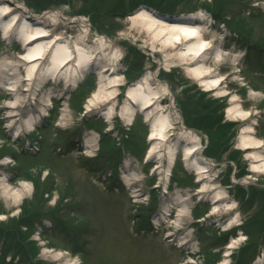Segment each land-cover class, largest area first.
I'll return each instance as SVG.
<instances>
[{
	"label": "rangeland",
	"instance_id": "obj_1",
	"mask_svg": "<svg viewBox=\"0 0 264 264\" xmlns=\"http://www.w3.org/2000/svg\"><path fill=\"white\" fill-rule=\"evenodd\" d=\"M12 1L29 14L20 21L38 15L51 21V11H57L58 25L51 29L67 37L87 34L84 42L93 52L102 36L108 38L102 51L116 55L114 75L121 84L113 98L87 108L98 81L94 69L69 90L64 81L36 79L28 102L33 113L46 96L50 101L22 133L5 127L3 104L9 95L0 88V179L12 187L29 185L15 206L8 207L0 196V264H8L3 259L10 264H264V173L250 169L251 149L238 146L242 127L253 120L251 136L264 143V0ZM139 9L166 20L203 15L207 37L223 54L216 73L225 94L206 90L183 65L166 58L179 49H166L141 34L142 23L129 19ZM21 52L19 44L8 47L0 37V58ZM146 73L154 74L152 82L163 94L158 104L172 106L174 126L152 155L144 115L126 119L121 114L128 88ZM231 96L250 112L248 119L228 115ZM63 103L65 121L60 119ZM90 136L96 142L86 153ZM193 139L210 161L203 182L183 160V147ZM176 142L171 162L169 151ZM128 173L137 174L135 190L126 183ZM205 180L217 188L197 193ZM217 190L225 193L230 210H213ZM179 192L187 196L190 213L175 227ZM20 225L24 230H16ZM180 239L187 241L180 245ZM19 240L25 249L20 255L15 253ZM45 251L58 252L60 258Z\"/></svg>",
	"mask_w": 264,
	"mask_h": 264
},
{
	"label": "bare ground",
	"instance_id": "obj_2",
	"mask_svg": "<svg viewBox=\"0 0 264 264\" xmlns=\"http://www.w3.org/2000/svg\"><path fill=\"white\" fill-rule=\"evenodd\" d=\"M24 8V5L14 3L12 0H0V37L8 42V47L12 43H17L22 48V52L17 57L6 53L0 58V88L9 95V100L3 104L6 115L5 127L13 128L14 133H22V127L31 126L47 109V103L50 101L49 96H46V99L44 98L41 102L37 114L33 113V107L29 106L30 96L34 95L32 89L36 79L39 82L40 80H54L55 83L56 81H64L65 89L69 90L71 87L76 88L77 80H80L85 72L94 69L98 81L91 96L87 99L86 107H92L96 101L113 98L115 87L121 84V78L114 75L117 70L115 68L117 58L116 55L110 56L102 51L104 47L102 44H106V47L111 41L102 36L103 42L97 41V47L93 52L92 47L85 43L84 39L88 36L87 34L83 37L81 35L67 37L63 33L51 29V27L58 25L60 16L57 11H51V21H46L43 16L38 15L30 17V22H27L26 17L22 21L19 20L21 16H29L28 12L23 13ZM129 19H137L142 23L140 33L148 36L152 43H159L162 47L170 50L179 49L177 50L178 53L171 56L167 55L166 58L178 61L180 65H183L186 73L191 75L199 85L206 90H219V94H225V90L219 89L222 76H218L216 73L217 66L223 60V54L218 48H214L211 36L207 37V31L201 22L203 15L197 14L190 18L166 20L157 17V14L146 9H141ZM15 21H19L21 24L15 23ZM65 26L66 24L63 25V27ZM21 68L24 70L23 74H20ZM2 72H4V78L1 77ZM153 78L154 74L146 73L131 85L121 108L122 117L126 119H133L135 113L139 112L144 115V120L148 123L149 138L152 142L148 151L150 155L160 152L158 148L167 138L168 131L174 127L169 115L172 106L161 107L158 104L163 94L157 90V86L152 82ZM21 82H25L23 86L26 87L20 88ZM35 85L37 84L35 83ZM64 91L62 89V92ZM252 93L250 92V94ZM60 95L61 93L55 94V96ZM229 101L233 104L227 109L231 118L241 120L249 118L250 112L239 107L235 96H231ZM19 111L25 113V118L21 119ZM112 111V108L108 109V112L111 113ZM60 119L61 121L68 120V110L64 103L60 112ZM254 123L253 120L250 125L242 127L238 146L243 150L251 149L247 153V157L251 161L250 169L264 173V143L262 140L251 136L254 132L252 126ZM182 137L185 138L186 136L183 135ZM195 141V139L189 140L187 144L191 145L183 147V160L189 168L194 169V173L199 177L198 180L203 182L204 179H207L203 174L207 171L210 161L202 158L199 144ZM95 142L96 139L92 136L86 139V153L91 152L90 149ZM174 147L177 148V142ZM175 148L174 150L169 149L171 162H173L176 153ZM126 168L129 170L130 166ZM133 176L137 177V174L128 173L125 179L126 183L131 185L132 188L130 189L135 190L133 185L136 181ZM28 187L26 182H20L18 186L12 187L1 178L0 196L8 207L15 206L25 192L29 190ZM216 188L210 181L205 180L204 185L197 193L212 192ZM182 194L179 192L174 196L179 211L174 221L175 227H178L183 218L190 213L187 196ZM225 198V193L217 190L211 197L213 210H230L231 206L225 202ZM219 203L222 204L221 207H217L216 204ZM164 206L168 208L167 205L164 204ZM165 215V211H162V216L165 217ZM186 241L180 239L178 243L181 244ZM236 242V239L230 242L228 248H232ZM45 253H48L49 257L53 259L60 258L58 252L50 254L49 251H45ZM65 264L75 263L74 260H67ZM255 264H263V262L258 261Z\"/></svg>",
	"mask_w": 264,
	"mask_h": 264
},
{
	"label": "trees",
	"instance_id": "obj_3",
	"mask_svg": "<svg viewBox=\"0 0 264 264\" xmlns=\"http://www.w3.org/2000/svg\"><path fill=\"white\" fill-rule=\"evenodd\" d=\"M17 246H20V248L22 249L23 248V244L22 243H20V242H17ZM19 252H23V250H20V251H18L17 253H19ZM242 256V254L240 255V257ZM240 259V258H239Z\"/></svg>",
	"mask_w": 264,
	"mask_h": 264
},
{
	"label": "water",
	"instance_id": "obj_4",
	"mask_svg": "<svg viewBox=\"0 0 264 264\" xmlns=\"http://www.w3.org/2000/svg\"><path fill=\"white\" fill-rule=\"evenodd\" d=\"M140 10V9H139Z\"/></svg>",
	"mask_w": 264,
	"mask_h": 264
}]
</instances>
